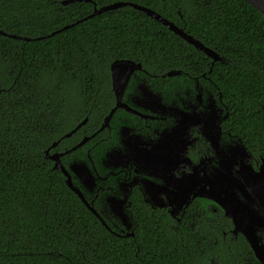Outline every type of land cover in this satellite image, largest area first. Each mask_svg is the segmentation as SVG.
<instances>
[{
    "label": "trees",
    "instance_id": "1",
    "mask_svg": "<svg viewBox=\"0 0 264 264\" xmlns=\"http://www.w3.org/2000/svg\"><path fill=\"white\" fill-rule=\"evenodd\" d=\"M61 1L0 0V29L31 38L0 34V264H259L205 198L176 222L134 191V235L112 233L43 150L85 116L62 143L101 119L113 103L110 64L131 58L157 77L204 71L228 109L223 128L264 159V14L246 0H130L214 49L222 61L212 64L130 5L90 15L119 0Z\"/></svg>",
    "mask_w": 264,
    "mask_h": 264
},
{
    "label": "flooded vegetation",
    "instance_id": "2",
    "mask_svg": "<svg viewBox=\"0 0 264 264\" xmlns=\"http://www.w3.org/2000/svg\"><path fill=\"white\" fill-rule=\"evenodd\" d=\"M204 57L210 58L205 54ZM170 70H180V73L168 76V70L157 77L141 64V68L130 75L121 96V101L136 112L119 107L113 112L108 124L101 127L104 118L116 103L110 70L113 103L108 111L97 123L84 128L83 133L79 132L77 139L62 143L63 138H69L83 128L88 121L87 116L84 117L87 118L86 121L69 136L64 134L84 118L43 150V154H61L60 161L68 169L73 164L85 165L87 161L89 167L86 166L90 172H84L90 179H81L74 173L72 179L83 190L87 201L99 211L110 227L109 231L117 235L127 236L125 234L131 231L134 235V221L130 209L134 191L150 207L165 208L169 213L171 207L178 205L174 200L169 203V188L176 191L183 176L186 179L188 175L200 177L204 172L208 174L209 170L222 164L220 158H225L226 154H234L238 145V138L223 128L228 109L222 105L220 95L208 86L206 73ZM84 137L88 139L73 148ZM54 142L56 144L52 146ZM249 153L251 155L247 162L256 169L261 159L256 161L253 154L250 151ZM150 154L154 155L153 159H146ZM171 156L174 159L168 161L167 158ZM199 163L200 166L194 168ZM238 163H233L230 167L233 176L236 175ZM148 180L163 186L157 193H151L146 187ZM177 192L180 195V191ZM197 198L205 197L192 198L191 195L183 209L173 216L170 213L169 215L176 222H180L185 210ZM205 199L219 207L224 215L220 205L209 198ZM115 205H121V213L126 215L129 228L112 210ZM232 228L233 225L230 229L233 236L242 235L233 234ZM258 233L264 241V228L259 229ZM256 260L258 261L257 258Z\"/></svg>",
    "mask_w": 264,
    "mask_h": 264
},
{
    "label": "water",
    "instance_id": "3",
    "mask_svg": "<svg viewBox=\"0 0 264 264\" xmlns=\"http://www.w3.org/2000/svg\"><path fill=\"white\" fill-rule=\"evenodd\" d=\"M75 1L91 0H62L61 3L67 4ZM246 1L264 14V0ZM125 5H130L144 12L146 15L155 19L166 28L179 35L194 48L201 50L205 55L210 57L212 64L215 61H222V57L214 49L208 47L198 38H195L193 35L187 33L182 27L175 24L172 20H169L159 12L147 6L140 5L130 0L114 1L109 4L101 5L99 7L94 4L93 11L90 15L100 14L104 11L119 8ZM70 25L71 24L65 25L62 29ZM0 34L16 38H23L25 40L31 39L27 36L8 34L1 29ZM140 68L141 63L131 59H115L113 60V62H111V82L112 89L116 97V103L104 118V122L101 127L108 124L109 119L117 108L123 107L125 109L132 110L121 101V96L132 72L135 70H139ZM179 73L180 70H169L166 74L168 76H174L178 75ZM86 119L87 118H84L73 129L65 133L64 136H69L78 127H80V125L83 124ZM237 138L238 145L234 150V154H226L225 158H220L222 164L220 163L219 167H214V169L211 171L209 170L208 174L204 172V175L200 177H190L188 175V177L185 179V177L183 176V180L180 181V185L176 191H172L173 189L170 188L168 189V194L170 195L169 203H172L173 200L178 202V205H176V207H171L169 209V213L173 216L177 211L183 209L184 205L188 204L191 195L192 198L198 196L211 199L212 201L220 205L224 211V215L231 219L233 225V234L241 233L250 245L255 257L258 259L260 264H264V241L258 233L259 229L264 228V159H261L257 168L254 169L252 165L247 162V159L251 154L246 149V146L243 144L241 139L239 137ZM87 139L88 137H84L73 148L81 145ZM55 144L56 142L52 143V146H54ZM46 153H48V149H46ZM45 155L47 158L53 161L52 168L59 170L64 175L65 182L70 187V189L75 192V194L81 199L85 206L100 220V222L107 229H110L99 211L90 202L87 201V199L84 197L83 190H81L72 179L73 173L81 179L82 177L85 179H90L89 175L84 172H90L88 169L89 165H87V161L85 165L82 163L73 164L72 167L68 169L60 161L61 154ZM153 157L154 155L150 154L146 156V159L152 160ZM173 159L174 156H171V158H167L168 161H171ZM233 163H238L239 165L238 169L236 170L235 176H233L230 172V167ZM200 164L201 163L194 165V168H198ZM169 177H171V175H169ZM162 186L163 184L158 185L154 181L150 180H148L146 183V187L151 193H157L158 189H160V187ZM177 191H180V195H178ZM240 195L242 197H240ZM112 210L116 215L121 217L123 224L126 225L127 228H129L130 225L129 222H126V215L121 213V205L112 206ZM125 235H133V232H127ZM209 264L218 263L211 262Z\"/></svg>",
    "mask_w": 264,
    "mask_h": 264
}]
</instances>
